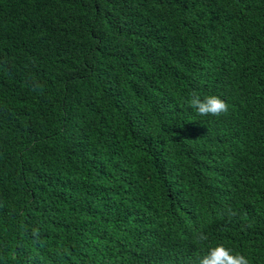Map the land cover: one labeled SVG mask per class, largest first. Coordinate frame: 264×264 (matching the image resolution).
Instances as JSON below:
<instances>
[{
	"label": "trees",
	"instance_id": "1",
	"mask_svg": "<svg viewBox=\"0 0 264 264\" xmlns=\"http://www.w3.org/2000/svg\"><path fill=\"white\" fill-rule=\"evenodd\" d=\"M217 243L264 264V0H0V264Z\"/></svg>",
	"mask_w": 264,
	"mask_h": 264
},
{
	"label": "clouds",
	"instance_id": "2",
	"mask_svg": "<svg viewBox=\"0 0 264 264\" xmlns=\"http://www.w3.org/2000/svg\"><path fill=\"white\" fill-rule=\"evenodd\" d=\"M187 103L201 115H219L228 110L225 100L214 94L203 98L199 94H193ZM201 239H207V237L201 235ZM198 264H250V262L244 254L234 252L224 244L217 243L209 247L207 253L199 258Z\"/></svg>",
	"mask_w": 264,
	"mask_h": 264
}]
</instances>
